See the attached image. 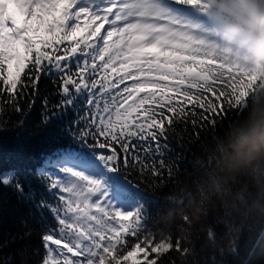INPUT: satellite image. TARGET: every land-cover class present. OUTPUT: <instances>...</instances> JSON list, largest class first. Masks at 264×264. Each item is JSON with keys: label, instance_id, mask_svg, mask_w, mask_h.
I'll return each mask as SVG.
<instances>
[{"label": "snow or ice", "instance_id": "obj_1", "mask_svg": "<svg viewBox=\"0 0 264 264\" xmlns=\"http://www.w3.org/2000/svg\"><path fill=\"white\" fill-rule=\"evenodd\" d=\"M200 4L0 0V114L8 107L21 112L27 89L35 97L42 77L56 76L61 99L45 122L75 111L65 132L82 146L57 150L38 169L53 202L35 201L16 173L0 175V184L56 222L41 236L40 264H161L163 255L180 250L179 241L155 242L143 230V208L127 195L136 189L117 177L134 166L146 178L161 179L164 170L171 177L172 167L155 156L162 157L176 123L212 130L246 108V70L185 15ZM44 105L50 110L47 99ZM197 108L199 122L190 121Z\"/></svg>", "mask_w": 264, "mask_h": 264}, {"label": "trees", "instance_id": "obj_2", "mask_svg": "<svg viewBox=\"0 0 264 264\" xmlns=\"http://www.w3.org/2000/svg\"><path fill=\"white\" fill-rule=\"evenodd\" d=\"M56 79V76H43L35 97L31 95L32 90L27 89L29 95L22 98L21 112L8 107L0 114V175L16 173L24 183L25 192H35V201H54L45 186V175L35 171L37 161L75 144L65 132L69 122L75 119V111L69 109L45 122L46 114L53 116L57 112L52 106L60 103ZM245 91L248 92V88ZM205 95L212 99L209 94ZM45 99L49 102L47 112ZM84 99L81 96L77 105L81 113L86 107ZM249 106L237 119L217 124L212 130L206 124L201 130L191 123H176L175 130H170L167 140L163 141L162 157L155 156L157 162L163 159L172 167L171 177L167 170L161 179H152L146 178L147 172L141 173L138 166L120 168L118 174L124 180L152 199L142 201L131 189L127 193L132 200L139 199L143 208V230L152 235L155 242H180V250L174 248L163 255L161 264H236V261L237 264H264V253H261L264 248V162L254 165L251 174L229 180L222 199L209 202L201 220L190 230H185V222L169 225L159 218L177 202L175 198L184 204L186 196L202 198L205 195L204 188L200 187L204 172L215 164V160L210 163L209 158L222 153V142L229 132L240 126ZM200 114L197 108L195 114L189 115V120L199 122ZM241 188L245 191L241 192ZM55 225L47 209L38 210L34 202L13 187L0 184V264H40L45 255L41 236Z\"/></svg>", "mask_w": 264, "mask_h": 264}, {"label": "clouds", "instance_id": "obj_3", "mask_svg": "<svg viewBox=\"0 0 264 264\" xmlns=\"http://www.w3.org/2000/svg\"><path fill=\"white\" fill-rule=\"evenodd\" d=\"M211 6L225 22L224 44L230 50L231 59L264 73V0H212ZM260 92L261 98L250 104L240 126L229 132L222 142V153L210 156L209 162L215 160V164L205 170L200 185L205 195L202 198L186 196L184 204L175 198L177 202L159 218L169 225L185 222V230H190L201 220L209 202L222 199L229 180L251 174L254 165L264 162V88Z\"/></svg>", "mask_w": 264, "mask_h": 264}, {"label": "rangeland", "instance_id": "obj_4", "mask_svg": "<svg viewBox=\"0 0 264 264\" xmlns=\"http://www.w3.org/2000/svg\"><path fill=\"white\" fill-rule=\"evenodd\" d=\"M190 19V18H189ZM197 23L203 25L209 32H211L212 34V38L223 48L225 49H228L227 47H225V45L222 43V39L223 37H220L219 34H222L219 30H217L216 28H214L213 26H209V25H205L199 21H196ZM224 36V34H222ZM221 39V40H220ZM224 39V38H223ZM229 50V49H228ZM261 253H264V248L262 249V252ZM235 261V260H234ZM233 261V262H234ZM236 264H237V261H236Z\"/></svg>", "mask_w": 264, "mask_h": 264}]
</instances>
